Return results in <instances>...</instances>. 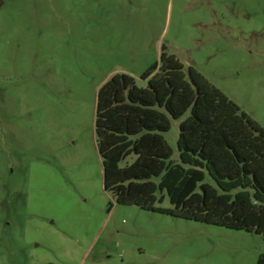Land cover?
<instances>
[{
	"label": "rangeland",
	"instance_id": "rangeland-1",
	"mask_svg": "<svg viewBox=\"0 0 264 264\" xmlns=\"http://www.w3.org/2000/svg\"><path fill=\"white\" fill-rule=\"evenodd\" d=\"M160 48L264 131V0H0V264H254L264 253L259 234L116 205L101 189L95 90L120 73L142 87ZM186 114L161 133L172 161Z\"/></svg>",
	"mask_w": 264,
	"mask_h": 264
},
{
	"label": "trees",
	"instance_id": "trees-1",
	"mask_svg": "<svg viewBox=\"0 0 264 264\" xmlns=\"http://www.w3.org/2000/svg\"><path fill=\"white\" fill-rule=\"evenodd\" d=\"M138 78L142 87L112 74L95 90L101 189L116 205L252 232L264 242V131L162 48ZM184 111L172 161L161 133ZM163 198L168 206L155 207ZM254 264H264V253Z\"/></svg>",
	"mask_w": 264,
	"mask_h": 264
}]
</instances>
